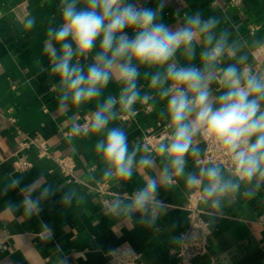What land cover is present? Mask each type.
<instances>
[{"label": "clouds", "instance_id": "clouds-1", "mask_svg": "<svg viewBox=\"0 0 264 264\" xmlns=\"http://www.w3.org/2000/svg\"><path fill=\"white\" fill-rule=\"evenodd\" d=\"M170 2L58 0L41 21L45 36L37 75L50 78L58 110L68 114L69 142L96 137L100 181L124 186L143 177L130 193L106 199L103 214L156 230L168 212L161 192L182 181L185 196L206 209L211 234L227 205L264 193V37L240 36L200 9L170 24L165 20ZM19 26L32 33L37 17L29 13ZM113 84L115 92L109 91ZM149 106L167 132L152 144L130 143L117 121ZM25 180V174L13 173L0 178L4 209L17 220L39 219V238L51 242L55 229L40 214L59 191L43 173ZM13 192L19 200L6 199ZM78 196L64 190L58 203L71 207ZM190 236L176 238L186 242ZM55 250L63 257L60 243Z\"/></svg>", "mask_w": 264, "mask_h": 264}, {"label": "crops", "instance_id": "crops-1", "mask_svg": "<svg viewBox=\"0 0 264 264\" xmlns=\"http://www.w3.org/2000/svg\"><path fill=\"white\" fill-rule=\"evenodd\" d=\"M58 0H0V178L8 173L25 174V183L38 174H45L47 182L58 189V194L47 202L40 219L55 229V239L43 242L39 238V219L26 220L5 211L0 199V226L12 234L7 250H0V264H114L108 252L119 243H127L140 252L147 263L171 264L174 259L168 250L176 247L178 232L184 225L186 211L181 207L186 196L182 181L171 191L161 195L168 205L167 216L157 221L156 230L137 225L126 226L121 221L106 216L100 209L94 189L100 181L102 165L94 152L96 137H76L71 143L64 132L68 131V114L58 110L55 91L47 76H38L36 63L45 36L41 21L56 9ZM196 9L205 16L221 18L222 25L231 27L245 38L264 37V0H244L240 9L226 7V0H171L165 9V20L170 24L180 22L182 15ZM29 13L37 17V27L32 33L23 31L19 22ZM257 29L249 32V26ZM116 85L109 91L115 92ZM87 113L79 110V116ZM14 116L11 122L8 115ZM117 123L125 125L129 141L140 142L144 129L160 121L153 108L138 107L135 117L126 116ZM23 136L44 139L51 152L57 156L71 155L75 160L77 181L66 182L50 158L36 155L35 149L22 150L32 166L24 171L11 169L10 160ZM193 166L192 161H189ZM142 175L134 176L124 186L111 184L116 192H131L142 183ZM73 190L79 194L73 205L62 208L58 203L60 193ZM6 199L19 200L16 192ZM203 217L206 219V209ZM175 223V230L170 225ZM63 247V257L55 244ZM209 252L193 259V264H264V193L252 200L237 199L223 209V215L209 238Z\"/></svg>", "mask_w": 264, "mask_h": 264}, {"label": "built area", "instance_id": "built-area-1", "mask_svg": "<svg viewBox=\"0 0 264 264\" xmlns=\"http://www.w3.org/2000/svg\"><path fill=\"white\" fill-rule=\"evenodd\" d=\"M244 4V0H226V7L232 9H240ZM257 29L256 25L249 26V32L253 33ZM52 89V86L50 87ZM145 108V107H144ZM149 109V107L145 108ZM86 115H82L83 118ZM126 116H122L124 119ZM8 119L11 122L15 121L14 116L8 115ZM167 132V128L164 123H157L154 127H149L143 130L140 136V142H147L152 144L158 141ZM64 136L68 137V131L64 132ZM35 149L36 155L42 158H50L55 163V168L61 177L68 183L76 182L75 176V160L71 155L57 156L54 155L47 142L38 136H23L18 143L17 150L13 153L10 165L11 169L15 172H20L29 169L32 166V161L28 159L22 150L25 148ZM211 158H219V155L209 148ZM5 159H0V163ZM94 189L99 198L100 209L104 201L115 192L111 189V184L97 181ZM130 193V192H129ZM181 207L186 211L184 225L178 232V236L181 233L190 232L191 236L186 242L178 240L176 247L168 250V253L173 257L174 261L171 264H193V259L198 256L206 255L209 252L210 243L209 238L211 234H208L205 227L203 217V209L196 201L195 197L191 199L186 197L185 203ZM12 234L6 227L0 226V250H7L11 241ZM109 257L114 264H152L147 263L140 252L133 249L127 243H119L113 249L108 252Z\"/></svg>", "mask_w": 264, "mask_h": 264}]
</instances>
